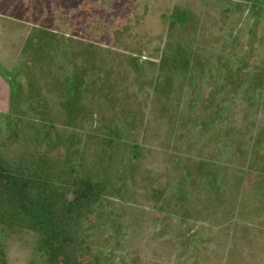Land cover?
<instances>
[{
    "label": "rangeland",
    "instance_id": "obj_1",
    "mask_svg": "<svg viewBox=\"0 0 264 264\" xmlns=\"http://www.w3.org/2000/svg\"><path fill=\"white\" fill-rule=\"evenodd\" d=\"M73 1L0 0L4 153L38 151L42 127L112 181L94 236L109 264H264V0H102L90 35ZM37 238L9 233L10 263L37 261Z\"/></svg>",
    "mask_w": 264,
    "mask_h": 264
},
{
    "label": "trees",
    "instance_id": "obj_2",
    "mask_svg": "<svg viewBox=\"0 0 264 264\" xmlns=\"http://www.w3.org/2000/svg\"><path fill=\"white\" fill-rule=\"evenodd\" d=\"M101 1L76 0L69 4L72 11H77L81 4V14L73 35L86 32L84 25L97 16L90 11V6L94 7ZM44 2L50 5L56 0ZM34 4L35 8L39 7L37 2ZM115 14L118 15V12ZM125 17L128 14H124L122 19L119 16L117 22L123 21ZM46 23L47 26L50 25ZM106 33L107 28H104V34ZM51 35L55 37L56 34ZM61 45H54V51L58 53L62 49ZM39 49H47V46L39 45ZM5 72L2 83L11 94L13 81L10 74H7L9 71ZM75 84L76 79L71 82V86ZM46 114V110L34 108L31 113L22 116L36 118L32 125L40 123L45 126ZM117 116L119 118L114 121L115 127L110 128L114 131L110 140L123 144L127 132L121 125L125 117L122 114ZM41 128L37 130L42 136L39 133L33 136L39 147L38 151L25 157H13L4 153L6 145L0 144V201L6 212L4 217H13L9 224L5 220L0 222V264H11L4 241L9 233L19 231H32L38 235L35 248L37 261H30L29 264H109L106 254L96 247L94 236L98 222L109 218L103 202L108 192H114L111 190L114 187L110 188L112 181L108 177L101 179L90 175L82 176L78 167L71 163L74 160L72 145L61 147L58 135L51 137L50 132L48 134ZM10 142L9 138L8 143L12 146L13 143ZM42 144H45V149L40 147ZM58 151L66 156L65 160L58 158L55 154Z\"/></svg>",
    "mask_w": 264,
    "mask_h": 264
}]
</instances>
